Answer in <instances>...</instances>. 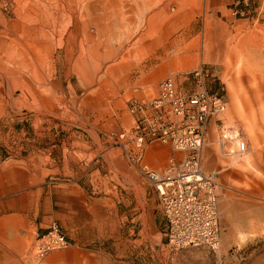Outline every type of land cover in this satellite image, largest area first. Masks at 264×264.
Returning <instances> with one entry per match:
<instances>
[{"label": "rangeland", "instance_id": "obj_1", "mask_svg": "<svg viewBox=\"0 0 264 264\" xmlns=\"http://www.w3.org/2000/svg\"><path fill=\"white\" fill-rule=\"evenodd\" d=\"M209 6V0H0V156L26 151L23 141L16 144L15 124L25 138L26 126L97 118L101 139L110 140L94 158L95 188L87 189L83 177L84 190L55 205L45 222L1 216L0 264H264V13L240 16ZM153 38L154 54L176 61V79L208 69V86L226 99V119L247 145L241 158L225 159L214 132L202 148L214 158L207 167L219 170L217 253L169 250L156 191L121 149L111 148L121 147L113 135L133 124L132 93L112 92L122 78L107 72L114 66L121 72L124 57L149 56ZM90 71L110 90L79 99L67 83L90 87ZM153 93L144 88L140 98ZM105 123L114 129L105 132ZM51 223L69 246L37 256V236Z\"/></svg>", "mask_w": 264, "mask_h": 264}, {"label": "built area", "instance_id": "obj_2", "mask_svg": "<svg viewBox=\"0 0 264 264\" xmlns=\"http://www.w3.org/2000/svg\"><path fill=\"white\" fill-rule=\"evenodd\" d=\"M257 4L253 7V4ZM231 14L244 16L250 11L264 13V0H228ZM194 90L184 92L175 87V75L162 78L151 96L131 97L127 101L133 124L113 135L123 150L141 151L151 142L168 144L181 154L168 159L166 168L157 172L146 165L139 168L158 196L165 220L166 247L178 251L187 247H204L217 253L221 243L217 182L219 170H202V148L212 119L218 123V145L225 159L236 160L247 151L245 140L230 122L222 118L226 99L208 86L211 74L199 66L188 72ZM69 246L60 226L51 223L37 236L34 251L44 256Z\"/></svg>", "mask_w": 264, "mask_h": 264}, {"label": "crops", "instance_id": "obj_3", "mask_svg": "<svg viewBox=\"0 0 264 264\" xmlns=\"http://www.w3.org/2000/svg\"><path fill=\"white\" fill-rule=\"evenodd\" d=\"M209 2V8L214 12L225 14L230 12L228 0H209ZM148 46L151 52L146 58L130 61L124 57L121 72L115 66V72L112 71V74L107 72L108 69L106 70L107 76L122 78L120 84H113L115 87L112 88V92H115L114 89L121 88L122 95L132 93L131 97L140 98L144 88H154L155 91L162 78L169 74L175 75L171 73V70L176 67V61L170 59L163 63L154 54L157 48L156 39L150 40ZM190 71L192 70L180 72L181 80L175 77L177 90L184 92L194 90V80L188 74ZM88 76L91 82L88 88L82 89L79 86L81 82L78 83V81L77 87H72L70 83H67L75 97L81 99L88 92L98 94L105 91L108 93L110 90L108 86L106 88L98 85L97 74L90 71ZM97 96L95 98L98 99ZM91 101L94 99L92 98ZM222 118L227 120L226 112ZM103 124H99L97 118L90 119L89 122H82L80 119L60 120L57 123L48 121L47 124L44 122L38 127L26 126L25 138L22 136V124H15L19 131L16 134L18 136L16 144L23 141L26 151L23 153L15 151L8 157L0 156V218L5 214L16 220H25L26 217H30L32 221L45 222L57 213L54 210L55 205H65L67 198L84 190L80 185L83 177L90 182L87 184V189L95 188L97 181L96 175L93 174L97 170H95L96 160L94 158L98 154L99 147L106 141L110 142L108 137L102 140L99 134L103 130L101 129ZM111 125L108 128V124L105 123V132H108V129H114L115 124ZM214 132L219 137L218 123L212 119L205 135L206 142L214 138ZM111 148L121 149L123 156L131 162V166L139 168L141 165H146L157 172L166 168L169 158L174 157L177 160L181 158V154L174 153L168 144L158 141L149 143L139 152L134 150L127 152L121 147L112 146ZM212 160L214 158L212 159L210 152L202 150V170L204 172L210 173L218 170L207 167ZM164 226L166 227V223Z\"/></svg>", "mask_w": 264, "mask_h": 264}]
</instances>
